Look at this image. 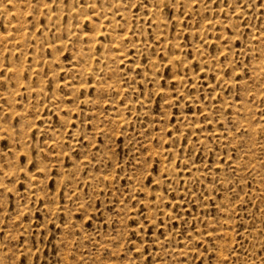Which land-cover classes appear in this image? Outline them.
<instances>
[{
	"label": "rangeland",
	"instance_id": "1",
	"mask_svg": "<svg viewBox=\"0 0 264 264\" xmlns=\"http://www.w3.org/2000/svg\"><path fill=\"white\" fill-rule=\"evenodd\" d=\"M0 264H264V0H0Z\"/></svg>",
	"mask_w": 264,
	"mask_h": 264
}]
</instances>
